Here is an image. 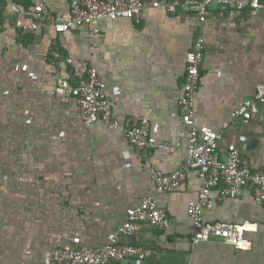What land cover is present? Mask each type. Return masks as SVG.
<instances>
[{
  "label": "crops",
  "instance_id": "crops-1",
  "mask_svg": "<svg viewBox=\"0 0 264 264\" xmlns=\"http://www.w3.org/2000/svg\"><path fill=\"white\" fill-rule=\"evenodd\" d=\"M23 2H30V9ZM69 2L0 0V16L6 24L0 32L4 86L0 107L6 104L11 112L7 125L33 133L9 137V142L31 144L29 154L38 166L33 172L37 192L29 195L25 187L19 203L15 197L6 202L21 209L18 215L14 209L13 214L5 213L11 223L0 220V264H55L48 258L58 246H102L126 220L128 209L145 196L158 199L168 212V222L147 224L121 240L156 252L144 260L130 257L111 264H264V203L255 200L251 188L236 198H220L216 190L205 210L209 221L248 223L245 234L252 246L238 249L219 239L193 242L187 208L201 189L197 172L173 191H156L153 179L155 169L175 170L187 154L190 128L182 121L179 99L186 57L200 31L207 43L197 118L217 129L230 121L220 142L221 155L226 156L229 144L236 143L252 168H264V104L249 123L230 116L264 83V6L259 10L247 6L244 14L213 6L201 27L196 15L185 9L168 13L150 4L141 22L107 19L98 35L90 34L93 26L57 34L64 56L75 61L60 58L52 63L48 54L54 30L47 26L35 35H21L14 24L15 7L33 13L41 6L62 20L70 14ZM90 66L116 89L112 101L122 120L120 128H110L102 120L84 125L75 98L55 93L58 78L76 84ZM142 119L150 121L154 135L169 147L139 150L129 143L126 128ZM11 167V172L16 167L19 173H28L25 163ZM31 207L36 208L35 215L29 213Z\"/></svg>",
  "mask_w": 264,
  "mask_h": 264
},
{
  "label": "built area",
  "instance_id": "built-area-1",
  "mask_svg": "<svg viewBox=\"0 0 264 264\" xmlns=\"http://www.w3.org/2000/svg\"><path fill=\"white\" fill-rule=\"evenodd\" d=\"M150 4L155 8H164L168 13L185 9L188 14L196 15L202 27L207 22L213 6L221 9L233 8L237 13L244 14L247 6L253 10L261 9L264 0H70V14L62 20L54 18L41 6L36 7L33 13L15 7L18 15L14 24L23 36L35 35L43 27H51L55 35L51 38L49 61L56 63L60 58H65L67 62L73 63L75 60L72 56H64L57 34L93 26L90 34L98 35L101 33V22L107 19L126 18L141 22ZM5 27V21L0 16V32ZM206 43L203 31L198 32L186 57L185 80L179 99L182 121L190 128L186 157L178 168L170 172L155 169L153 179L156 191H173L179 189L193 171L197 172L201 189L198 196L189 202L187 208V214L194 226L193 242L219 239L238 249H250L252 241L245 234L249 229L248 223L213 222L207 220L205 216V210L210 205L213 192L216 190L220 198H236L249 187L253 190L255 200L264 203V168H252L236 143L229 144L224 157L219 151L220 142L224 139L231 122L226 121L217 129L199 122L197 118L195 105L201 84ZM26 66L21 65L24 70H27ZM31 71L30 75L35 79L36 72ZM55 93L75 98L82 122L86 126L99 120L114 129L122 125L121 118L115 114L112 101L116 89L108 85L94 66H90L86 76L76 84L67 77L58 78ZM262 104H264V83L258 84L256 92L231 111V119H241L244 123H249ZM125 133L129 143L139 150L169 147L168 142L160 141L154 135L148 119H142L126 128ZM168 220V212L159 204L158 199L145 196L137 206L128 209L126 220L107 235L104 245L78 248L58 246L52 250L48 259L55 264H111L113 261L130 257L144 260L152 256L156 252L155 249L143 244L123 242L121 238L139 233L147 224L162 226Z\"/></svg>",
  "mask_w": 264,
  "mask_h": 264
},
{
  "label": "rangeland",
  "instance_id": "rangeland-1",
  "mask_svg": "<svg viewBox=\"0 0 264 264\" xmlns=\"http://www.w3.org/2000/svg\"><path fill=\"white\" fill-rule=\"evenodd\" d=\"M3 79L0 74V92L3 91ZM4 108L0 107V201L4 203H0V220L2 222H8L7 215L5 213L13 214L15 210V214L19 212L18 206H11L8 203V200L13 199V197L17 198V202L19 203V199L22 197L23 189L27 187L29 195L37 192V173L36 161L34 156L30 155L31 144L24 143V146L18 141L10 143L9 137L13 138H22L18 137L20 135H31L32 132H28L29 129L16 128L10 125H7L6 119H8V115L11 118V112L7 110L6 104H4ZM17 136V137H16ZM23 140V139H22ZM28 149V150H27ZM12 156H16L15 161L12 163H8L9 159ZM23 163L28 167V173H19V170H16V167H13L12 171L9 167L17 164L18 166H22ZM21 164V165H20ZM12 168V167H11ZM31 168V169H30ZM30 170V171H29ZM30 172V173H29ZM22 190V191H21ZM29 213L31 215L36 214V208L31 207L29 209Z\"/></svg>",
  "mask_w": 264,
  "mask_h": 264
},
{
  "label": "trees",
  "instance_id": "trees-1",
  "mask_svg": "<svg viewBox=\"0 0 264 264\" xmlns=\"http://www.w3.org/2000/svg\"><path fill=\"white\" fill-rule=\"evenodd\" d=\"M17 1H18V0H17ZM23 5H24L25 7H27V8H29V7L31 6L30 2H29L28 4L23 2ZM29 9H30V8H29Z\"/></svg>",
  "mask_w": 264,
  "mask_h": 264
}]
</instances>
